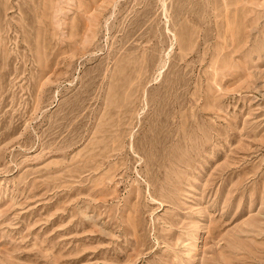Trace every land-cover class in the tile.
<instances>
[{
    "label": "rangeland",
    "instance_id": "obj_1",
    "mask_svg": "<svg viewBox=\"0 0 264 264\" xmlns=\"http://www.w3.org/2000/svg\"><path fill=\"white\" fill-rule=\"evenodd\" d=\"M0 264H264V0H0Z\"/></svg>",
    "mask_w": 264,
    "mask_h": 264
},
{
    "label": "bare ground",
    "instance_id": "obj_2",
    "mask_svg": "<svg viewBox=\"0 0 264 264\" xmlns=\"http://www.w3.org/2000/svg\"><path fill=\"white\" fill-rule=\"evenodd\" d=\"M112 2H113V1H112ZM92 4H93V3H92ZM94 4H95V3H94ZM111 5H112V4H111ZM91 6L93 7V5H91ZM98 6H99V8H100V5H97V6L95 5L94 7H98ZM89 8H90V7H89ZM99 8H96L95 10L98 11ZM101 8H102V7H101ZM93 10H94V9H93ZM95 10H94V11H95ZM86 11H88V10L86 9L85 12H86ZM91 11H92V10H91ZM96 11H95V12H96ZM99 11H101V10H99ZM88 13H89V12H88ZM96 13H98V12H96ZM98 14H99V13H98ZM95 15H96V14L94 13V16H93V17H95ZM96 16H97V15H96ZM89 17H90V16H89ZM91 18H92V17H91Z\"/></svg>",
    "mask_w": 264,
    "mask_h": 264
}]
</instances>
